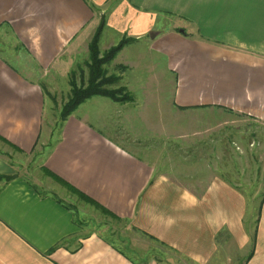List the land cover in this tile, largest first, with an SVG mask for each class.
I'll use <instances>...</instances> for the list:
<instances>
[{"label": "crops", "instance_id": "crops-1", "mask_svg": "<svg viewBox=\"0 0 264 264\" xmlns=\"http://www.w3.org/2000/svg\"><path fill=\"white\" fill-rule=\"evenodd\" d=\"M102 22L100 46L130 39L114 62L130 69L152 56L138 86L147 105L124 108L126 128L139 118L162 127L151 107L165 86L174 117L182 109L228 110L264 124V0H0V142L7 147L0 175L12 173L15 158L29 164L36 153L54 190L22 176L0 180V264H264V197L258 216L248 218L251 200L223 176L222 148L186 153L180 163L169 152H138L106 133L118 103L99 95L60 130L46 124L47 96L70 90V73L88 60ZM128 69L120 76L135 97ZM168 122L163 127H176ZM72 190L150 239L152 254L134 259L82 231L56 193L77 199Z\"/></svg>", "mask_w": 264, "mask_h": 264}, {"label": "rangeland", "instance_id": "rangeland-1", "mask_svg": "<svg viewBox=\"0 0 264 264\" xmlns=\"http://www.w3.org/2000/svg\"><path fill=\"white\" fill-rule=\"evenodd\" d=\"M120 42L121 41L118 43ZM107 43L108 42L105 40L103 42V47L99 44V51L101 54H105L118 44L106 48L105 44ZM1 49L2 47L0 44V50ZM133 51L134 50H132V52ZM88 53V60L75 65L70 73V90L63 89L64 85H62L61 87L63 90H53L52 93H49L47 96L45 120L50 128L54 127L56 130H60L63 121L68 118L67 117L63 120L61 113L71 95V80L74 79L78 87L87 84L89 79L87 62L90 60V52L88 51ZM117 55L104 66L107 76L116 75L119 77L118 82L108 85V88L116 90L120 89L122 92L117 97H119L118 99H122L121 94L124 93L122 88L125 87V92L131 95V99L118 101L109 97L118 104L114 113V128L108 126L105 129L106 133L111 134L115 138L119 137L121 140L125 141L126 144L131 143V147H139L137 148L138 152H140V150L143 151V149L146 148L151 151L169 152L170 156L168 157L170 161L174 162L175 160L176 163H180L181 157L186 153L196 155L206 152L212 147V150L214 151L217 150L215 149L216 147L222 148L225 154L223 161L224 165H221V168H223V176L226 181L234 182L246 191L245 193L247 197L251 200L250 205H252L248 211L249 214L247 217L249 218L252 216V218H254L255 216H258V208L264 197V124L252 120L247 116H242L228 110H224V113L220 112L218 114L216 112H193L184 111V109H182L181 111L178 110L176 117H174L173 113L169 112L171 104L170 107L168 105L171 99V90L169 87L165 86V92H162L161 96H158L159 98L154 100L155 102L152 103L151 107L160 112L162 119L159 126L162 127L147 128L145 127L147 123L139 118L134 122L135 127L130 126L129 128H126V126H123L122 122H120V115L124 108H132L136 106V104L138 105V103H136L137 100H139V105H147V102L143 101L145 98L142 95L143 91L140 90L138 86L144 81L141 80V75L144 77V75L148 73L147 67L151 68L150 65H152V63L150 61L152 60V56L147 52L146 58L141 64L137 65L135 64L136 62H133L131 64L134 65H131L130 69H128V65L114 62ZM129 55H127V57L133 59V57ZM156 67L158 68L157 71L160 73L164 71L161 63L156 64ZM127 69L128 72L126 75L128 79L130 77H136V81L133 83L137 88L135 91V97L124 85L120 76V73ZM72 74L74 75L72 76ZM58 82L59 84H66L64 80H59ZM166 82L169 85V81L167 80ZM163 118H165L167 123L170 121L172 125L173 122L176 121V127H163ZM134 137L141 139L133 140L132 138ZM217 138H222V140L220 141ZM5 148L7 149L6 144L0 142V154H5ZM43 154L44 153H41V155ZM37 157L35 153L32 162L30 161L29 164L25 160L19 162V160L15 158L12 164V173L0 175V177H2L1 180L8 181L13 177L22 176L28 178L32 184H35L42 191H54L51 188V185L44 180V176H42L40 171V159H36ZM53 178L61 182L58 178ZM75 191L76 190H72L71 192L78 196L77 199H71L68 195L60 192L56 193L64 199L66 203L72 206L76 218L81 225L82 231L87 233H99L108 241L115 244L116 247L126 251L134 259L139 256V253H147L148 255L152 254L151 249L154 247V243L150 239H147V237L141 233L130 228L125 221L103 212L101 208L88 202L84 196L92 199L89 196L84 193L83 196L81 195L82 192ZM254 222L255 220L253 221L251 219V224L248 226L251 230L255 227ZM147 254H145L146 257ZM229 259L234 260L232 256Z\"/></svg>", "mask_w": 264, "mask_h": 264}, {"label": "trees", "instance_id": "trees-1", "mask_svg": "<svg viewBox=\"0 0 264 264\" xmlns=\"http://www.w3.org/2000/svg\"><path fill=\"white\" fill-rule=\"evenodd\" d=\"M104 22L97 29L93 39L89 44V61L87 62V66L89 69V79L86 85L78 87L75 80H71L72 91L71 95L68 99V102L65 104L61 116L62 119L65 120L80 104L86 101L88 98L95 95L108 96L113 98L114 100H130L131 95L125 92L126 88L123 87L124 91L122 95V99H118L117 97L122 91L120 89H111L108 88L110 84L116 83L119 80V77L116 75L107 76L106 70H104V66L108 64L122 49L123 47L130 42V39H123L120 43L112 47L105 54H101L99 51V44L101 39V34L103 30ZM185 34V32H183ZM74 74H72L73 76ZM2 177H0V180ZM81 195L84 196L83 193ZM82 196V197H83ZM88 200V202L96 205L101 208L103 212L108 213L109 215L117 218L113 213H111L108 209L100 205L98 202L89 199L84 196Z\"/></svg>", "mask_w": 264, "mask_h": 264}]
</instances>
